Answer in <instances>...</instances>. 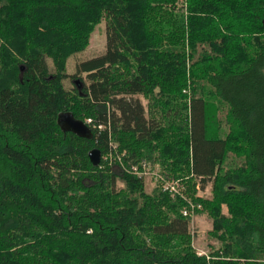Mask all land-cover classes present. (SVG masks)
Segmentation results:
<instances>
[{
    "label": "trees",
    "instance_id": "obj_1",
    "mask_svg": "<svg viewBox=\"0 0 264 264\" xmlns=\"http://www.w3.org/2000/svg\"><path fill=\"white\" fill-rule=\"evenodd\" d=\"M178 1L0 0V264H264V0ZM101 20L104 51L68 74ZM67 111L91 139L60 130Z\"/></svg>",
    "mask_w": 264,
    "mask_h": 264
},
{
    "label": "rangeland",
    "instance_id": "obj_2",
    "mask_svg": "<svg viewBox=\"0 0 264 264\" xmlns=\"http://www.w3.org/2000/svg\"><path fill=\"white\" fill-rule=\"evenodd\" d=\"M177 4L178 6H181L183 5V1L179 0ZM104 44H105L104 20H101L91 30L89 34L88 44L84 48V50H82L79 53L73 54L68 58L66 62V72L72 75L75 72L74 65L76 62H78L79 60L86 59V58H91L97 54L102 53L104 51ZM64 83L66 87H70L69 80H66ZM224 114H225V110L223 109L220 114L221 118L223 119L222 123H224ZM222 127L226 132L227 125L222 124ZM107 159H109L108 160L109 163L113 161V160H110L112 159L111 153L107 156ZM146 164L150 170L148 171V174L145 175L144 186H145V190L150 192L153 189V187L157 185L156 182L158 181V177H159L158 173L160 169L157 163H154V164L146 163ZM169 181L176 182V184L175 182H173V184L176 186L175 189L178 191L179 196H182V198L187 197V186L183 180L181 181V179H175V180L169 179L168 181L164 182V184H166ZM169 183H172V182H169ZM117 185L121 186L122 184L118 181ZM211 188H212L211 183L208 184V186L202 191L199 188L198 184L194 186V190L196 191V196L201 197V198H207V199H210L212 197ZM202 210H203L202 206L198 203L197 204L191 203L189 211L184 210L182 208V212H185V213L186 211L187 212L193 211V214L190 218V225H189L190 233H191V245L193 249L198 255L207 256L209 254V251L213 249H217L219 244H218V241L208 236V231L212 229V222H211V219ZM221 210H222V213L226 214L225 205H222Z\"/></svg>",
    "mask_w": 264,
    "mask_h": 264
},
{
    "label": "water",
    "instance_id": "obj_3",
    "mask_svg": "<svg viewBox=\"0 0 264 264\" xmlns=\"http://www.w3.org/2000/svg\"><path fill=\"white\" fill-rule=\"evenodd\" d=\"M56 123L63 133L70 132L77 137L91 139L92 132L89 127L81 120L75 119L73 115L67 111L57 115ZM90 162L93 166H97L100 161V153L97 149H91L88 152Z\"/></svg>",
    "mask_w": 264,
    "mask_h": 264
},
{
    "label": "built area",
    "instance_id": "obj_4",
    "mask_svg": "<svg viewBox=\"0 0 264 264\" xmlns=\"http://www.w3.org/2000/svg\"><path fill=\"white\" fill-rule=\"evenodd\" d=\"M86 123L88 124L92 122L90 119H87ZM104 160H106V157H104ZM117 161L120 162V156H117ZM149 170L150 169L147 167V164L145 162H141L140 167H137L136 165H131L127 171L137 176H145L148 174ZM169 182H172V183H169ZM169 182H167L166 184L163 183L162 185L163 190H168L171 195H173L174 193H178V191L175 189L176 186L173 184V182L175 181H169ZM183 214H185V212Z\"/></svg>",
    "mask_w": 264,
    "mask_h": 264
}]
</instances>
